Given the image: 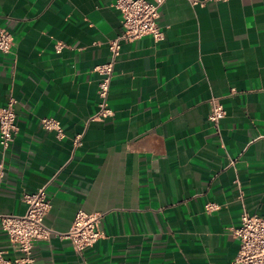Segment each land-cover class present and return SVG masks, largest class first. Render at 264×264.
Returning <instances> with one entry per match:
<instances>
[{"label": "crops", "instance_id": "obj_1", "mask_svg": "<svg viewBox=\"0 0 264 264\" xmlns=\"http://www.w3.org/2000/svg\"><path fill=\"white\" fill-rule=\"evenodd\" d=\"M113 2L0 0L14 43L0 51V109L15 98L19 127L0 216L24 213L23 195L46 186L54 233L35 242V264H233L242 213L264 217V0H165V38L121 42L113 114L92 121L95 68L123 31ZM212 99L226 110L219 128ZM80 210L102 214L103 236L83 252L62 235ZM0 250L22 254L1 219Z\"/></svg>", "mask_w": 264, "mask_h": 264}, {"label": "built area", "instance_id": "obj_2", "mask_svg": "<svg viewBox=\"0 0 264 264\" xmlns=\"http://www.w3.org/2000/svg\"><path fill=\"white\" fill-rule=\"evenodd\" d=\"M165 0H114L113 5L122 14V33L110 40L109 48L111 59L108 62L96 66L95 70L101 75L98 88V110L90 120H104L113 114L109 105V91L114 75V66L121 52V42L134 41L150 35L155 40L165 38L164 31L158 23L160 6ZM193 4H204L208 0H190ZM226 1V0H217ZM12 34L0 28V51L10 53L13 48ZM63 45L58 44L57 50L61 51ZM16 100L11 98L8 104L0 109V147L3 153L0 159V180L5 175V153L14 141L19 127L16 122ZM210 120L216 128L220 127L221 120L226 115L224 105L216 99L211 100ZM42 126L48 130H55L57 136H64L61 122L53 117H45L41 120ZM82 135L76 136L77 144L81 143ZM26 210L21 214H7L0 216L3 230L9 240L18 246L21 256L15 259H7L0 250V264H35L33 248L36 241L50 240L54 230L45 224V216L51 208V198L48 196L46 186L34 192H26L23 195ZM219 206L207 203L206 210L212 211ZM102 214L98 212H77L71 228L64 237L71 240L77 252H83L93 246L103 236L100 229ZM234 235L239 238L240 246L233 264H264V217L258 214H250L244 211L241 215L240 226L235 228Z\"/></svg>", "mask_w": 264, "mask_h": 264}]
</instances>
